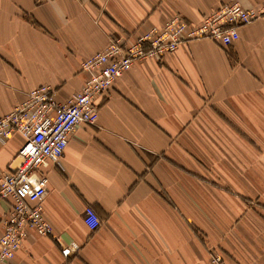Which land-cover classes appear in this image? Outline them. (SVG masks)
<instances>
[{
    "label": "crops",
    "instance_id": "obj_1",
    "mask_svg": "<svg viewBox=\"0 0 264 264\" xmlns=\"http://www.w3.org/2000/svg\"><path fill=\"white\" fill-rule=\"evenodd\" d=\"M233 1L264 6L0 0V117L43 84L65 103L87 78L82 62L111 38L133 41L176 13L196 24ZM94 101L96 122L78 124L40 169L51 233L30 231L5 264H209L212 252L264 264V19L228 48L195 39L137 60ZM23 141L0 142V175Z\"/></svg>",
    "mask_w": 264,
    "mask_h": 264
},
{
    "label": "built area",
    "instance_id": "obj_2",
    "mask_svg": "<svg viewBox=\"0 0 264 264\" xmlns=\"http://www.w3.org/2000/svg\"><path fill=\"white\" fill-rule=\"evenodd\" d=\"M257 19H264V6L246 8L237 1L219 4L196 24L176 13L133 41L111 38L103 50L87 57L81 64L87 78L65 103H58L53 88L43 84L30 89L22 102L2 115L0 142L5 143L13 133L20 134L24 141L11 161L12 167L0 175V199L8 203L1 218L0 264L14 257L30 231L51 233V225L42 212L47 177L40 169L50 160L57 163L78 124L96 122V96L105 93L137 60L159 58L180 43L195 39H209L228 48L238 39L239 28ZM86 214L91 218V228H96L99 221L90 207ZM209 264L227 261L220 253L212 252Z\"/></svg>",
    "mask_w": 264,
    "mask_h": 264
}]
</instances>
